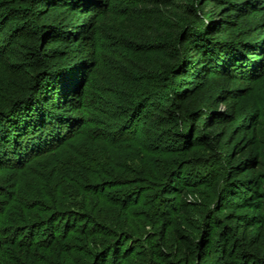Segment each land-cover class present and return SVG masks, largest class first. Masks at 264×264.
I'll return each instance as SVG.
<instances>
[{
  "label": "trees",
  "instance_id": "16d2710c",
  "mask_svg": "<svg viewBox=\"0 0 264 264\" xmlns=\"http://www.w3.org/2000/svg\"><path fill=\"white\" fill-rule=\"evenodd\" d=\"M0 264H264V0H0Z\"/></svg>",
  "mask_w": 264,
  "mask_h": 264
},
{
  "label": "rangeland",
  "instance_id": "374dc122",
  "mask_svg": "<svg viewBox=\"0 0 264 264\" xmlns=\"http://www.w3.org/2000/svg\"><path fill=\"white\" fill-rule=\"evenodd\" d=\"M59 154H63V153H62V152H59ZM199 189H201V188H199ZM194 197H195V198H198L199 195H194Z\"/></svg>",
  "mask_w": 264,
  "mask_h": 264
}]
</instances>
